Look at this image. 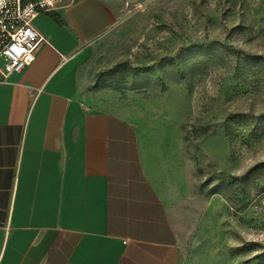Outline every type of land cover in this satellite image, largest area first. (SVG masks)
I'll list each match as a JSON object with an SVG mask.
<instances>
[{
	"label": "rangeland",
	"instance_id": "374dc122",
	"mask_svg": "<svg viewBox=\"0 0 264 264\" xmlns=\"http://www.w3.org/2000/svg\"><path fill=\"white\" fill-rule=\"evenodd\" d=\"M106 1L79 93L136 124L181 264H264V0Z\"/></svg>",
	"mask_w": 264,
	"mask_h": 264
},
{
	"label": "crops",
	"instance_id": "0c3cea01",
	"mask_svg": "<svg viewBox=\"0 0 264 264\" xmlns=\"http://www.w3.org/2000/svg\"><path fill=\"white\" fill-rule=\"evenodd\" d=\"M117 17L106 0L37 14L48 41L0 80V264H181L136 124L79 93V64Z\"/></svg>",
	"mask_w": 264,
	"mask_h": 264
},
{
	"label": "built area",
	"instance_id": "2783aa9c",
	"mask_svg": "<svg viewBox=\"0 0 264 264\" xmlns=\"http://www.w3.org/2000/svg\"><path fill=\"white\" fill-rule=\"evenodd\" d=\"M65 0H0V80L19 72L34 59L47 37L33 24V18L48 13Z\"/></svg>",
	"mask_w": 264,
	"mask_h": 264
},
{
	"label": "trees",
	"instance_id": "16d2710c",
	"mask_svg": "<svg viewBox=\"0 0 264 264\" xmlns=\"http://www.w3.org/2000/svg\"><path fill=\"white\" fill-rule=\"evenodd\" d=\"M236 51H237V53H239L241 55H244V56H251L252 55L249 52H245V51H243L241 49H237Z\"/></svg>",
	"mask_w": 264,
	"mask_h": 264
}]
</instances>
